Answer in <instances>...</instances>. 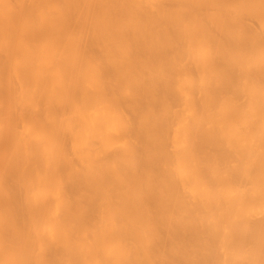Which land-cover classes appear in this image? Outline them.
Segmentation results:
<instances>
[{"label":"bare ground","instance_id":"obj_1","mask_svg":"<svg viewBox=\"0 0 264 264\" xmlns=\"http://www.w3.org/2000/svg\"><path fill=\"white\" fill-rule=\"evenodd\" d=\"M0 264H264V0H0Z\"/></svg>","mask_w":264,"mask_h":264}]
</instances>
